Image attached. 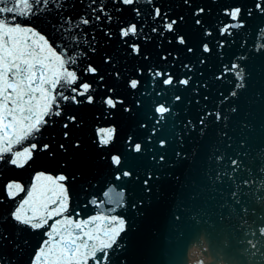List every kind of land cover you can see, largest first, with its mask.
<instances>
[{"label": "snow or ice", "instance_id": "6c2138e0", "mask_svg": "<svg viewBox=\"0 0 264 264\" xmlns=\"http://www.w3.org/2000/svg\"><path fill=\"white\" fill-rule=\"evenodd\" d=\"M184 2L188 3V0ZM8 3L13 6H0V14H13L11 22L0 18V161L23 168L35 157L43 155L50 163L55 164L59 174L38 172L31 186L27 188L16 181L3 185L4 195L14 201V207L4 209L0 206V264H7L2 249L15 240L12 232L23 236L30 230L33 233L44 230V239L34 250L31 264H115L113 253L119 247L122 235L128 230V221L121 215L98 214L80 218L79 213H76L73 216L66 185L69 177L63 174L64 166L60 161L69 154L75 156L81 152L83 141L79 133L86 123L82 112L88 107L96 106L98 98H101L100 104L109 112L122 109L131 114L132 109L124 107L125 101L115 90L116 82L121 79V72L113 63L115 58L111 54L101 57V64L109 68L106 73H102L101 64H97L93 59L80 60V63L84 64V67L80 68L77 62L79 57L70 54L66 47L61 46L58 50L33 26L15 22L20 16L27 17L42 11L41 6L53 3V0H8ZM113 3L128 6L137 17L140 16V7L136 6L139 0H113ZM148 3L154 4V0H148ZM105 7L99 5L101 14L105 12ZM253 8L264 15V0H252V7L247 10L240 3L226 6L223 11L228 22L221 24L218 29L220 34L224 36L229 34L230 29L244 27L243 17H251ZM92 11L95 20L100 21L101 16L96 14L97 9L94 7ZM204 12L205 9L200 7L195 15L199 17ZM151 14L153 20L160 21L163 29L162 31L161 28L153 27L151 31L160 36L164 35V31L177 33L179 22L184 20L183 16L172 19L156 6L152 7ZM104 18L109 22L113 20L111 14ZM80 23L89 25L90 20L82 17ZM195 24L201 25L202 20L196 18ZM69 27H73L70 21ZM142 33V26L135 22L119 27L120 38L130 49V54L142 56L147 60L148 56L144 55L141 45L136 42ZM106 35L110 36L111 33ZM173 38L181 45L186 44L183 35H174ZM72 39L78 43L77 37ZM261 39L260 47L264 49V29H261ZM186 50L189 53L193 51L191 47ZM202 50L205 53L211 52L207 43L202 45ZM90 51L91 54L97 52L94 46H90ZM168 55L171 56V53ZM187 67L188 65H185V68ZM225 71L234 73L237 77L239 82L236 88L244 87V70L239 64L232 63ZM152 75L153 78H162L161 82L166 86H188L191 81L190 76L177 81L172 75L161 71H153ZM109 80L113 81L111 85L108 84ZM94 84L103 87L104 91L97 92ZM140 84V80L136 78L123 81L124 87L130 90H137ZM230 95L235 97L237 93L232 91ZM175 100L179 101L181 97L175 96ZM135 103L138 105L139 101ZM230 110L234 113L237 109L232 107ZM155 112L160 114L159 120H163L164 114L169 113L170 108L161 104L155 107ZM205 116L214 117V122L217 123L227 120V116L220 111L201 115L198 118L201 136L206 134L208 128ZM185 129L196 131L197 125L189 121ZM45 131L48 132V138L38 140L37 135H42ZM223 135L227 137L226 132ZM116 136L117 127L113 124L95 129L94 143L99 146L101 159L106 155L103 150L112 145ZM29 138L34 142L25 143ZM128 143L129 148L136 153L144 150L142 144L134 143L131 136L128 137ZM164 143V140L160 141L161 145ZM175 156L176 166L182 165L188 159L187 155L180 151L176 152ZM159 161L165 162L163 154L159 156ZM230 164L232 172L243 167V161L238 158L231 159ZM122 166V156L111 154L110 167L115 169L116 180L132 175L131 171L122 170ZM261 173L264 174V167L261 168ZM75 178L73 174V179ZM155 179L159 180L160 177ZM176 179L179 180V176ZM152 181L153 174L150 172L143 181V187L149 194L152 192ZM243 183L247 185L249 181L244 180ZM21 193L24 194L23 197L17 200ZM232 195L236 197L237 193L233 192ZM91 203L96 204L97 201L92 200ZM139 206H143V201L139 202ZM131 207L137 209L138 205L133 202ZM109 211L114 212L115 209ZM9 229H12V232H9ZM259 231L264 234V227ZM17 248L19 249L18 242Z\"/></svg>", "mask_w": 264, "mask_h": 264}]
</instances>
